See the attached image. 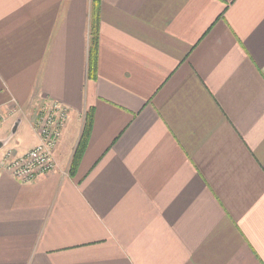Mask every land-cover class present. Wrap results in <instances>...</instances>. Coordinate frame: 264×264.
<instances>
[{"label": "crops", "instance_id": "crops-1", "mask_svg": "<svg viewBox=\"0 0 264 264\" xmlns=\"http://www.w3.org/2000/svg\"><path fill=\"white\" fill-rule=\"evenodd\" d=\"M51 102L25 181L1 162ZM0 106V264H264V0H0Z\"/></svg>", "mask_w": 264, "mask_h": 264}, {"label": "built area", "instance_id": "built-area-1", "mask_svg": "<svg viewBox=\"0 0 264 264\" xmlns=\"http://www.w3.org/2000/svg\"><path fill=\"white\" fill-rule=\"evenodd\" d=\"M35 126L40 135V142L18 154L9 148L3 156L2 167L14 176L25 181L35 180L38 176L50 172L56 165L55 151L59 145L69 119V108L57 102H51L40 111ZM7 115L0 106V133Z\"/></svg>", "mask_w": 264, "mask_h": 264}, {"label": "trees", "instance_id": "trees-1", "mask_svg": "<svg viewBox=\"0 0 264 264\" xmlns=\"http://www.w3.org/2000/svg\"><path fill=\"white\" fill-rule=\"evenodd\" d=\"M100 20V13L98 10V7L94 9L93 12V22H92V30L95 32L93 40H92V45L89 51V66H88V75L89 77H95L96 75V69H97V51H98V45H97V24L99 23ZM91 124L89 120V116H87V120L85 123V129L83 131L81 140L78 144V147L75 151V154L72 159L71 163V168L70 171L74 172L77 165L80 162L82 153L84 152L85 144L87 141L88 137V132L90 130Z\"/></svg>", "mask_w": 264, "mask_h": 264}, {"label": "rangeland", "instance_id": "rangeland-1", "mask_svg": "<svg viewBox=\"0 0 264 264\" xmlns=\"http://www.w3.org/2000/svg\"><path fill=\"white\" fill-rule=\"evenodd\" d=\"M41 115H37V116H35V119H37L38 117H40ZM28 124V122L27 121H25L24 122V124L22 125V127H21V129H20V131L18 132V134H16V136H14L13 138H12V140L10 141V143L8 144V146L9 145H12V146H14V145H16L17 147H18V149H20V150H23V149H25L26 151L27 150H29V149H31V148H33V147H35L36 145H38V143L40 142V139H39V142L36 144V145H34V146H32V147H29L28 149H27V146L28 145H30L31 144V137H30V135H29V133L27 132V133H25V129H26V125ZM67 124H68V121H67V123H66V126H67ZM27 131H29V130H27ZM11 147V146H10ZM6 148H7V146H6ZM9 148H7L6 150H8ZM24 151V150H23ZM20 151L19 152V154H25V152L26 151Z\"/></svg>", "mask_w": 264, "mask_h": 264}, {"label": "water", "instance_id": "water-1", "mask_svg": "<svg viewBox=\"0 0 264 264\" xmlns=\"http://www.w3.org/2000/svg\"><path fill=\"white\" fill-rule=\"evenodd\" d=\"M21 123V119L17 120L13 126L12 133L15 134L17 132V129L19 127V124ZM5 144L4 141H0V148Z\"/></svg>", "mask_w": 264, "mask_h": 264}]
</instances>
